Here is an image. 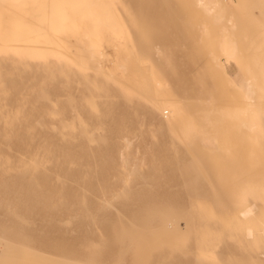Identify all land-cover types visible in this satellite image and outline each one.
<instances>
[{
	"label": "rangeland",
	"instance_id": "374dc122",
	"mask_svg": "<svg viewBox=\"0 0 264 264\" xmlns=\"http://www.w3.org/2000/svg\"><path fill=\"white\" fill-rule=\"evenodd\" d=\"M213 1L223 13L195 0H21L23 17L6 11L1 99L29 139L0 140V264H84L91 251L105 264L117 252L118 264H264V0ZM108 7L146 46L150 84L174 98L170 119L160 99L124 84L130 42L116 60L107 47L101 69L46 48ZM219 17L230 57L218 50ZM244 82L254 102L238 94ZM65 134L72 165H6Z\"/></svg>",
	"mask_w": 264,
	"mask_h": 264
},
{
	"label": "bare ground",
	"instance_id": "6f19581e",
	"mask_svg": "<svg viewBox=\"0 0 264 264\" xmlns=\"http://www.w3.org/2000/svg\"><path fill=\"white\" fill-rule=\"evenodd\" d=\"M195 1H196V4L201 8V10L204 14L211 13V12L223 13L225 10V8L222 7L221 4L217 1L216 2L213 0H195ZM6 11L9 15L10 14L11 15H18L20 17H23L24 16L23 13L26 11V8L25 9L22 8L21 0H0V17H1L0 32L3 31L2 29L5 27V24H6V16H7ZM95 15H97V16L86 15L83 18L77 19L75 21V24L73 25V27H71V29L68 30L67 34L66 33L63 34V37L59 40V42L58 41L55 42V40L52 39L53 36L51 37V39L44 42V44L46 46H48L46 48L50 47V49L52 48V49H55L57 51H61V53L63 52L67 56L70 54H74V55L70 56V57H72V59L75 58L78 61H85L86 64L89 65L90 67H92L94 69H96V68L101 69L100 65H101L102 59L106 56L105 55V49L107 47L111 48V51H112L113 56H114V60H116V58L118 59L117 56L119 55L118 54L119 49H122L120 47L124 46L126 43L130 42V45H128L130 48L128 50H125V48H124L123 57L121 59V64L119 65V68L122 70L124 75H126L128 78V80H126L124 82V84H126L133 91L140 93V95H143V96L148 97V98H153V99H158V100L160 99L161 102L163 103V105L166 107L165 108V115H167V116H165V117H168L170 119L171 114H172L171 109H173V108H171V103L173 102L174 98H165L164 94H166V92L163 93V92H161L160 89L153 88L154 87V86H152L153 80L151 83L150 77L153 76L156 79V77H155L156 75L155 74L151 75V73H148L149 72L148 70H147L148 72H145L146 66H144L142 64L145 63L147 58H141L140 57V55L142 54L141 52L146 51V46L144 48H140V46L138 47V45L136 46L135 39H132L129 37L130 33L128 30V27L123 24L124 21L122 22V20L118 18V15L113 11L112 7H108L107 9L100 11L99 14L97 13ZM94 17H96V18H94ZM140 18H142V17H139V14H138V19H136V20L140 21L139 20ZM214 22L216 25H218L220 27L219 28L220 33H219L218 50L220 51V53L222 55H224L226 57H230L232 55L233 49L231 46L232 44L230 42L231 39L228 38L229 36L227 35L226 30H225L224 25H223L224 22H226V21H224L223 18L219 17V19L214 20ZM135 28H136V31L138 33H139V31H142V30H144L148 33V28H146V27L142 28V26H141V27H135ZM142 38L148 39L149 37H148V35L146 37L138 36L137 41L139 42L140 40H142ZM223 42H224V44L222 45ZM15 44L16 43H14L12 45H15ZM4 46H6V45H4ZM18 46H20V45H18ZM72 46L74 47V52L71 53L70 48H72ZM29 47H32V46H29ZM154 48H157V47H154ZM156 52H155V54H156ZM164 54H166V53H164ZM208 54L210 55L209 52H208ZM207 55H205L204 57H206ZM67 56H66V59H67ZM161 56H163V55L160 54V57ZM64 57H62V58H64ZM213 57H215V56H213ZM206 58H209V57H206ZM158 59H159V56H158ZM58 61L60 64H61V62H63L62 59H61V61L58 59ZM66 61H68V60H66ZM3 62H6V52L3 50H0V69L2 68L1 63H3ZM211 62L212 63H210V65L212 64L214 68L216 67L217 69H220V66L218 64L219 61L216 57L214 59H211ZM164 63H165V61H164ZM60 64H59V66H60ZM160 64H161V62H160ZM212 65H211V67H212ZM58 68H60V67H58ZM70 68H71V66H70ZM77 71H78V69H77ZM108 76L110 78L111 74L108 73ZM3 80H6V71L2 73L0 70V140L2 142V147H6V145L8 146L10 144L11 139L16 141V143H19L20 141H25L26 139H29L28 138L29 137V131L25 129V132H23V128H22V126H20V124L23 121L21 116L17 115L14 117L6 118V115H4V113H6V110H4V106L6 105V101L4 99H1V96L4 94V92L2 91V89H4V87L2 86ZM95 84L96 83H94V85ZM159 85H160V83L159 82L157 83V81H156V86H159ZM95 87H96V85H95ZM235 87H237L236 90H238V94L240 92V94L243 98L242 100H244L245 104L250 103V102H254L253 101L254 90L252 89V87L249 83H246V82L240 83V84L235 85ZM222 105H224V104H222ZM60 112H61V110H60ZM59 113L57 114L58 116H59ZM175 114H176V112H175ZM61 115H62V113H61ZM61 117L59 116V117H55L52 119L57 121L59 124L62 125L64 120ZM80 117H81V115H80ZM52 131H53V129H52ZM60 141H58L57 144L51 143L50 141H46V143H44V145L41 147L42 154L39 158L36 156H35L36 158L35 157L32 158L28 155L22 154V156L16 158L15 160L11 161L10 163L8 162L6 164V162H7L6 161L5 163L3 162V164H6V165L15 164L16 166H34L37 163H42L44 161L47 162L50 160L49 162H51L52 164H66V165L70 166L76 161V155L74 154L73 150L70 149V146H69V149L64 147L66 144L70 143L68 134L63 135V137H61ZM77 141H80V140H77ZM81 142H83V140ZM34 143H35V141H34ZM0 148H1V146H0ZM136 162H138V161H136ZM130 173H132V172H130ZM115 191H116V189H115ZM117 194H118V192H117ZM134 195H131V196H134ZM83 207L85 208V206H83ZM100 209L101 208H99L98 211H100ZM249 212H250V209H245L241 213V216L244 218V217L248 216ZM75 214H77L76 211H75ZM81 214L82 215L84 214L85 216H87L89 214V212L82 211ZM81 214H79V215L81 216ZM77 216H78V214L76 215V217ZM197 224H198V221L196 220L194 225H197ZM250 231L251 230L246 229L245 233H246L247 237H251ZM100 236H101V234H100ZM102 245H103V241H102ZM100 246H101V244H100ZM96 247H98V246H96ZM88 253L86 252V254H87V255H85L86 256L85 257L86 263H84V264H105L103 262L101 263V261H102V260H100L101 257L96 255L95 252L91 251V253L89 255H88ZM197 253H198V251H197ZM120 255H121V253L117 252L116 260L111 262V263L112 264H118V258L120 257ZM197 255H199V254H197ZM109 260H110V258H109ZM257 260H258L257 262H259V259H257Z\"/></svg>",
	"mask_w": 264,
	"mask_h": 264
}]
</instances>
